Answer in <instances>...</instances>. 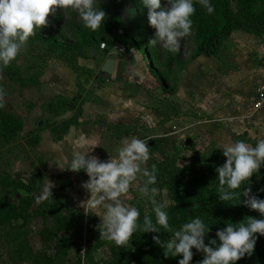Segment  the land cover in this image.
Returning <instances> with one entry per match:
<instances>
[{"label": "rangeland", "instance_id": "obj_1", "mask_svg": "<svg viewBox=\"0 0 264 264\" xmlns=\"http://www.w3.org/2000/svg\"><path fill=\"white\" fill-rule=\"evenodd\" d=\"M163 2L164 0H162ZM209 2L214 9L211 14L207 13L198 0H192L195 8L192 15L196 14L200 17L206 27L214 28L217 25L216 8L213 5V0H209ZM94 6L105 11L104 22L102 21L95 31L84 27L75 10L57 7L55 13L49 12L45 25L34 29V34L30 36L33 41L27 40L17 57L9 63L11 67L17 68L19 71V79L28 77L34 81L38 80V84L23 87L20 81L10 77L5 66H0V102L6 110L21 117L25 123L23 132L14 142L9 144L0 142V195L8 200L13 201L15 195L4 184L6 179L20 176V173L23 180L29 183L34 174L40 177L41 182L42 178H45L42 171L46 162L43 154L49 150L47 148L48 144L56 140L54 138L56 134L51 127L56 124L61 125L65 120L64 114L70 109L69 116L72 114L78 115V110L81 108L80 117L85 118L84 123L80 126L82 135L79 138L82 145L87 148L81 149V152L87 151L88 155H94L101 160H107L109 157L106 156L110 155V152L115 154L114 150L121 146L124 139H131L132 137L139 138L148 146H151V140L154 136L161 137L167 134L172 142L168 145L162 142V145L168 154H172L174 144L180 148L181 153L178 157V164L182 166L188 164L194 155L224 161L226 157H224L220 148L236 141L231 134L232 132L237 134L239 128L232 129L233 127L224 121L215 124L217 129L222 132L220 135L215 136L213 129L215 126L206 123V126L198 129L197 138L200 140L194 141L193 136L190 134L180 137L181 131L178 129L179 124L177 121L166 127L159 122L150 123L149 125L142 119L137 118L133 124L126 126L106 124L101 119L92 118L90 115L91 108L99 100H103V95L99 94L102 91L104 92L106 88L107 91H111L114 86H120L124 89L130 88L136 95L142 92L145 88L144 83L147 82L144 72L152 59L158 72H168L172 77L178 78L179 67L192 58V52L199 37L197 28L192 25L189 34L178 38L177 51L171 52L168 50L166 42L158 37L155 38V43L150 42L154 39L155 29L148 22L147 8L141 0H94ZM81 33H89L95 38L105 37V47L102 49L100 44L91 48L88 58L68 60L60 52L49 53L46 46L39 40L55 37L64 43H75ZM124 33L136 39L142 49L134 50L127 47L123 40ZM144 49L147 50L148 55ZM75 65L78 68H74ZM142 77L144 83L138 81ZM155 94L162 97L151 96L153 98V102H151L153 112L150 113H158V118L163 121L166 115H171V110L166 108V99L161 89ZM59 98H67L71 101V104L69 109L62 107L59 113L56 114L53 108L49 107V104L52 101L58 103ZM250 100V95L247 94L242 93L237 96V103L240 105L246 102L252 106ZM71 105H73L72 108H70ZM85 106H87V109L89 107L87 114H85ZM237 122L240 124L239 120ZM39 126L42 129L38 130ZM127 128L130 130L128 134H126ZM37 135L40 136V141L43 138L41 147L37 146L40 142L32 145L27 141ZM243 135L240 133V135L235 136L238 140H242ZM188 138H191V140H188ZM93 139L97 140L99 145L90 148L88 141ZM243 141L252 146L248 140L244 139ZM72 153L70 145L68 153L64 157L66 165L67 161L71 159ZM154 156L159 160L162 159V155L158 152H154ZM146 164L147 162L141 167L146 168ZM75 173L80 181L77 191L79 194H83V197L85 193L89 196L88 191L81 187L82 183L88 179L87 175L82 170ZM73 178V173L68 172L63 177L57 178L55 175L48 179L57 180L56 182L61 185L62 182H71ZM145 180L146 177L140 174L137 175L136 180L132 182L129 191L125 194V203L131 206L136 204L145 205L150 193H152L149 191L145 195L138 191ZM156 189L157 191L153 194L159 192V189ZM39 191L34 194L31 212L36 211L41 201L37 199ZM161 199L169 204V195L166 190H162ZM44 223L45 220L42 217L34 216L28 226L29 240L34 251H39L42 248L39 231ZM47 223L50 226L54 224L50 219ZM97 227L99 230H102L103 227L102 224H99V217H97ZM6 230V227H0V264H33L31 261L18 259L16 254L17 245L6 238L4 235ZM108 241L113 242L110 239ZM85 244V240L81 241L77 249L82 251ZM75 253L76 249L72 250L70 260L76 258ZM108 256L107 247L95 252V257L98 260Z\"/></svg>", "mask_w": 264, "mask_h": 264}, {"label": "trees", "instance_id": "obj_2", "mask_svg": "<svg viewBox=\"0 0 264 264\" xmlns=\"http://www.w3.org/2000/svg\"><path fill=\"white\" fill-rule=\"evenodd\" d=\"M216 8L215 17L217 25L208 28L196 14L192 15V25L198 30L199 37L192 58L199 55L217 56L224 42L234 30H243L264 38V0H213ZM46 46L49 53L60 52L66 59L88 58L91 48L104 43L105 37H93L89 33H81L75 43H64L55 37L39 39ZM123 40L127 47L140 50L139 43L130 35L124 33ZM28 41H33L31 37ZM110 44V43H108ZM145 53L148 55L146 49ZM184 64L178 69L180 72ZM10 77L20 81L23 87L34 86L38 80L31 78L19 79V71L8 64L5 66ZM74 68H78L77 65ZM148 71L159 84L162 93L175 94L177 91V77H172L168 72H158L155 69L153 59L148 64ZM71 101L67 98H59V102L52 101L49 104L55 113H59L62 107L69 109ZM166 108L171 114L177 116L181 110L177 104L166 100ZM81 108L78 115L72 114L66 118L63 125H53L52 131L57 139H62L72 125L79 124ZM24 120L15 113L8 111L0 102V142L9 144L14 142L24 130ZM42 129L41 126L38 130ZM246 139L243 135L242 140ZM30 144L36 145L40 142V136L27 140ZM254 147L255 140H248ZM171 143L170 136L154 137L149 148V159L146 168L151 171L152 165L156 167V180L149 188H158L157 194L150 193L145 205L136 204L140 212L139 221L142 222L144 215L153 218L151 200L165 204V211L168 213L170 229L178 230L180 226L190 219L199 216L210 231L205 236V243L208 238H215L218 228H223L226 223H237L247 216L260 218L258 211L249 209L239 199L221 202L217 199L218 180L215 168L224 161L215 158H204L194 155L186 165L178 164L180 148L174 144L172 154H168L163 145ZM154 152L162 155L159 160ZM41 179L37 175L31 177V182L23 180L22 175L5 180V185L15 195L13 201L0 195V227H6L5 236L17 245L16 254L19 260L31 261L33 264H177L181 256L165 257L162 249L152 237L157 236L162 240L171 237L172 231L163 228L160 232H140L139 229L132 234L129 241L123 246H117L109 242L106 236L101 235L97 227V216L91 211H82L76 201L67 195L59 194L52 190L53 197L41 200L35 212H31L34 203V194L40 190ZM242 183L243 187H250L251 193L259 198H264V166H261L257 173L249 178V183ZM162 190L169 195V204L162 199ZM243 199V197H242ZM34 216L42 217L45 220L44 226L39 231V238L42 248L34 251L30 240L28 226ZM50 219L54 224L48 225ZM159 227V226H158ZM86 234L88 237L86 238ZM257 235L254 251L251 255H245L236 264H264V236ZM1 237V234H0ZM85 240L86 244L81 251L77 249L79 243ZM104 247L108 248L109 256L100 260L96 259L95 252ZM76 249V258L71 259L72 250ZM194 255L190 264H196L203 258L202 253L192 249Z\"/></svg>", "mask_w": 264, "mask_h": 264}, {"label": "clouds", "instance_id": "obj_3", "mask_svg": "<svg viewBox=\"0 0 264 264\" xmlns=\"http://www.w3.org/2000/svg\"><path fill=\"white\" fill-rule=\"evenodd\" d=\"M147 8V18L150 26L155 29L154 39L160 38L166 42L168 50L177 51V40L190 33L195 11L192 0H141ZM207 13L213 12L209 0H198ZM71 8L75 10L84 27L95 31L104 22L105 11L94 6V0H0V66H7L13 61L28 38L34 34L35 28L47 23L46 17L56 8ZM90 148L99 145L97 140L88 141ZM222 154L226 159L215 168L218 180L217 199L221 202L239 199L249 209L259 212L260 218L247 216L237 223H226L218 228L215 238L209 237L205 243V236L210 231L209 225L199 217H194L183 223L178 230L170 229L168 213L165 204L151 200L153 218L144 215L139 221L140 212L135 206L125 203V194L140 174L146 177L144 184L138 191L147 195L149 191L155 193V187L149 189L156 180V167L151 171L142 168L149 159L148 145L141 139L132 137L124 139L121 146L115 149L107 160H101L87 151L73 152L67 161L68 169L74 172L83 171L88 179L81 185L88 191L87 203L93 215L99 217L102 224L101 235L113 241L117 246L125 245L132 234L138 229L140 232H160L163 228L172 231L167 240L153 236V241L159 245L165 257H177V264H190L194 248L202 253L203 258L196 264H236L246 254L251 255L257 240V235L264 236V198L251 193L250 187H243L242 183H249L253 173H257L264 166V139L257 140L255 146L236 140L223 145ZM62 159L60 163H63ZM59 167V165L57 164ZM54 184L45 179L40 187L38 200L53 197ZM264 191V189H258ZM243 197V199H242ZM85 211V210H84ZM88 214V212H85ZM159 226V227H158Z\"/></svg>", "mask_w": 264, "mask_h": 264}, {"label": "crops", "instance_id": "obj_4", "mask_svg": "<svg viewBox=\"0 0 264 264\" xmlns=\"http://www.w3.org/2000/svg\"><path fill=\"white\" fill-rule=\"evenodd\" d=\"M144 73L147 82H143V77L138 80L145 85L144 90L138 95L134 94L130 88L124 89L120 86H114L111 91H107L106 88L104 92H100L99 95H103V100H99L91 108V117L101 119L106 124L126 126L133 124L137 118L149 125L159 122L166 127L177 121L178 129L181 131L180 137L190 134L194 141L200 140L197 138L198 129L206 126V123L215 126L213 127L215 136L220 135L222 132L217 129L215 124L224 121L232 126V129L239 128L237 134H233L234 132L231 134L235 140H238L235 135H240V133L246 135V140L257 142V140L264 139V106L261 108L254 106L256 88L264 80L263 37L243 30H234L222 45L217 56L202 54L187 61L178 74L176 93H163L166 100L179 106L181 113L177 116L166 115L163 121L158 118V113H156L157 115L150 113L153 112L151 96H156L155 93L161 88L148 68ZM242 93L250 95L252 106L246 102L241 105L237 103V96ZM84 109L87 114L89 107L87 109L85 106ZM84 120V117H80L79 124L72 125L62 139L54 137L56 140L48 144L49 150L43 154L46 162L42 170L45 176L44 179L42 178V182L49 177L56 175L57 178H60V176L63 177L68 172H72L74 178L71 182H62L59 185L57 180H50L54 184L52 190L67 195L76 201L81 210L88 212L90 209L86 202L84 209L82 207V202L88 198L87 193L83 197V194H79L77 191L79 189L77 186L80 185L78 176L71 170L63 169L67 167L64 157L68 153L70 145L73 152H81V149L87 148L82 145L79 138L82 135L80 126ZM237 120L240 121V124ZM235 124L236 126H234ZM163 128L165 129V127ZM222 130L225 131V129ZM128 133H130L129 128L126 129V134ZM42 145L43 138L37 146L41 147ZM62 159L64 162L60 163Z\"/></svg>", "mask_w": 264, "mask_h": 264}, {"label": "built area", "instance_id": "obj_5", "mask_svg": "<svg viewBox=\"0 0 264 264\" xmlns=\"http://www.w3.org/2000/svg\"><path fill=\"white\" fill-rule=\"evenodd\" d=\"M100 46L103 49L105 47V42L102 43ZM254 106L255 108H261L264 106V80L256 88Z\"/></svg>", "mask_w": 264, "mask_h": 264}, {"label": "water", "instance_id": "obj_6", "mask_svg": "<svg viewBox=\"0 0 264 264\" xmlns=\"http://www.w3.org/2000/svg\"><path fill=\"white\" fill-rule=\"evenodd\" d=\"M110 71V70H109ZM73 107V105H71L70 106V108H72ZM71 110V109H70ZM70 110H68L65 114H64V118H68L69 117V115H70V113H71V111Z\"/></svg>", "mask_w": 264, "mask_h": 264}]
</instances>
